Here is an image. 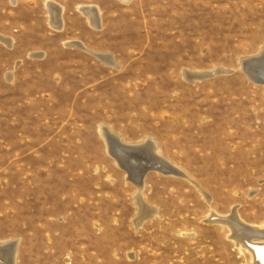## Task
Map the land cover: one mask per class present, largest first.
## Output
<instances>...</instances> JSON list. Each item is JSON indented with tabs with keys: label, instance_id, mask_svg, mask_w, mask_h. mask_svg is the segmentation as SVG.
<instances>
[{
	"label": "rangeland",
	"instance_id": "rangeland-1",
	"mask_svg": "<svg viewBox=\"0 0 264 264\" xmlns=\"http://www.w3.org/2000/svg\"><path fill=\"white\" fill-rule=\"evenodd\" d=\"M0 35V245L17 241L15 264H254L208 219L236 207L264 227V84L241 69L264 49V0H0ZM104 126L152 139L188 177L150 170L140 193ZM142 204L158 212L137 226Z\"/></svg>",
	"mask_w": 264,
	"mask_h": 264
},
{
	"label": "bare ground",
	"instance_id": "bare-ground-1",
	"mask_svg": "<svg viewBox=\"0 0 264 264\" xmlns=\"http://www.w3.org/2000/svg\"><path fill=\"white\" fill-rule=\"evenodd\" d=\"M12 1L15 2V0ZM122 1L129 2L130 0ZM46 5L50 14L51 25L56 29H62L64 25L62 17L64 11L63 6L54 1H48ZM79 8L82 13L88 17L93 26L99 27L101 25L100 12L97 6H81ZM0 41L7 45H12L13 42L12 38L4 35H0ZM69 44L78 47L83 46L80 42H72ZM94 53L97 55L96 57H99L103 62L117 65V62L111 53ZM242 67L249 79H252L254 82L258 81V79L264 81V49L259 56H252L243 59ZM217 71L219 70L203 74H194L190 76V79L201 78L200 75L210 74ZM101 131L107 141L108 150L112 157L117 161L119 166L125 167L129 173L136 177L135 182L140 193H142L145 185V176L150 170L164 174H179L188 177L187 174L179 170L174 164L160 154L159 147L152 139H148L143 144H129L125 143L119 135L113 133L107 126L102 127ZM132 163L134 165H132ZM136 168L140 169L137 176L132 173L137 172H135ZM148 168L152 169L146 171ZM142 195L140 194L138 196L139 202H142ZM157 212L158 210L156 208L142 204L139 217L136 219L135 224L137 226L142 225L146 219L154 217ZM208 221L228 225L232 230V235L230 234L231 238H233L240 247H245L252 254L254 260L253 263L264 264V227L249 226L247 223L245 224L239 216L236 207L231 214L226 216L212 212ZM256 239L257 241H255ZM16 247L17 241L5 242L0 245V264H15Z\"/></svg>",
	"mask_w": 264,
	"mask_h": 264
},
{
	"label": "water",
	"instance_id": "water-1",
	"mask_svg": "<svg viewBox=\"0 0 264 264\" xmlns=\"http://www.w3.org/2000/svg\"><path fill=\"white\" fill-rule=\"evenodd\" d=\"M241 69H242V71L245 73L244 68L242 67ZM227 72H228V71H227ZM217 73H226V72H223L222 70H219V71L214 72V73L205 74V75H200V77H201V78H202V77H208V76H212V75L217 74ZM255 82H256V83L264 84V81L261 80V79H258V81H255ZM133 162H134V161H133ZM132 165H134V164L132 163ZM150 169H152V168H148L146 171H148V170H150Z\"/></svg>",
	"mask_w": 264,
	"mask_h": 264
}]
</instances>
